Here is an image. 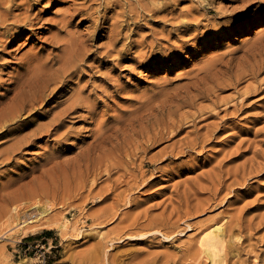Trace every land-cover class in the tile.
<instances>
[{
  "label": "rangeland",
  "instance_id": "1",
  "mask_svg": "<svg viewBox=\"0 0 264 264\" xmlns=\"http://www.w3.org/2000/svg\"><path fill=\"white\" fill-rule=\"evenodd\" d=\"M258 27L264 0H0V110L34 64H75L0 128V263L208 264L221 222L224 264H264ZM34 202L71 227L8 225Z\"/></svg>",
  "mask_w": 264,
  "mask_h": 264
},
{
  "label": "bare ground",
  "instance_id": "2",
  "mask_svg": "<svg viewBox=\"0 0 264 264\" xmlns=\"http://www.w3.org/2000/svg\"><path fill=\"white\" fill-rule=\"evenodd\" d=\"M263 32V27H258L256 34H262ZM70 63L71 62L65 61L64 63H60L59 65L55 66V68L53 67L54 64H48L47 62L43 61H39L38 64H34L31 67V72H29L22 79V81L17 83V87L15 88L16 92L13 96L7 98L6 105L0 110V128H5L7 132H11L13 129H15V127H10V124L13 123V120L16 117H19L21 111L25 109L26 105L33 106L35 100L43 98L46 90L50 88L52 83L55 84V82L61 81L65 74L71 73V71L69 70L75 64ZM74 101L61 109L56 115V118L53 120V122L49 125H54L59 120L61 114L69 111L74 105ZM23 139L24 141L27 140V138L24 136L16 140L14 143V148H19V142L23 141ZM156 139H152L151 136H148L146 138V140L153 143L156 141ZM25 191L26 189H20L17 193H14V196H24L27 192ZM21 208L22 206L14 204L9 209H6V213L4 214V216H6V218H9V226L14 225L13 227L20 230L26 228L30 223H37L36 226H43L46 228L58 226V229L60 231H64L65 229L71 227V224H69L71 220L66 217L65 214L62 216L63 218L59 222L57 220H51L49 218H46V220L44 221L42 217L38 216V213L42 212L45 209L44 203L41 204L39 202H34L28 209L26 207L23 209ZM35 210H37V212H35ZM95 233H97V236L103 235L101 229H96ZM0 238L9 240V238H12V236H9L8 238L0 234ZM229 239H231V234L228 233L227 229H224V224L221 222L212 224L211 226L207 227V229H204L197 236L196 240L197 246L200 247V252L203 255L202 257L204 258V261L206 260V263L208 264H224V259H226V244ZM237 239L239 238L237 237ZM234 240L235 239H233V241ZM25 259L26 258L23 257L19 261V263L25 262ZM0 264H8V262Z\"/></svg>",
  "mask_w": 264,
  "mask_h": 264
},
{
  "label": "built area",
  "instance_id": "3",
  "mask_svg": "<svg viewBox=\"0 0 264 264\" xmlns=\"http://www.w3.org/2000/svg\"><path fill=\"white\" fill-rule=\"evenodd\" d=\"M46 242H35V243H27L25 248V254L28 251H33L35 255H37V258L40 260V262H45L49 258H52V256H55L56 253H53L52 250H48L45 248ZM28 264V263H25Z\"/></svg>",
  "mask_w": 264,
  "mask_h": 264
},
{
  "label": "crops",
  "instance_id": "4",
  "mask_svg": "<svg viewBox=\"0 0 264 264\" xmlns=\"http://www.w3.org/2000/svg\"><path fill=\"white\" fill-rule=\"evenodd\" d=\"M42 237L46 239L45 242H48V240L52 241L55 236L52 233H48L47 235H42Z\"/></svg>",
  "mask_w": 264,
  "mask_h": 264
},
{
  "label": "trees",
  "instance_id": "5",
  "mask_svg": "<svg viewBox=\"0 0 264 264\" xmlns=\"http://www.w3.org/2000/svg\"><path fill=\"white\" fill-rule=\"evenodd\" d=\"M45 232H46V234H48V233H51V231H50V230H46Z\"/></svg>",
  "mask_w": 264,
  "mask_h": 264
}]
</instances>
